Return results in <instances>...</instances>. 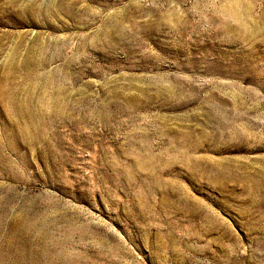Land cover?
Here are the masks:
<instances>
[{"label": "rangeland", "instance_id": "374dc122", "mask_svg": "<svg viewBox=\"0 0 264 264\" xmlns=\"http://www.w3.org/2000/svg\"><path fill=\"white\" fill-rule=\"evenodd\" d=\"M230 1L0 0V264H264V0Z\"/></svg>", "mask_w": 264, "mask_h": 264}, {"label": "bare ground", "instance_id": "6f19581e", "mask_svg": "<svg viewBox=\"0 0 264 264\" xmlns=\"http://www.w3.org/2000/svg\"><path fill=\"white\" fill-rule=\"evenodd\" d=\"M232 1V0H231ZM230 1V2H231ZM238 3H236L235 2V4L233 3L232 5H223L224 6V8L223 9H221V12L227 17V18H230V20L232 19V20H234V21H236V22H238V23H240L241 21V18H242V16L240 15V13H239V10H238V7L236 6ZM243 13V12H242ZM244 14V13H243ZM231 20V21H232ZM243 20V19H242ZM239 25V24H238ZM244 27V26H243ZM245 29V28H244ZM247 32V31H246ZM242 33V32H241ZM245 33V32H244ZM243 35V34H242ZM25 113V112H24ZM146 160V159H145ZM145 160H142V164H145ZM183 160V159H182ZM184 161V160H183ZM186 161V160H185ZM187 162V161H186ZM185 163V162H184ZM187 165V164H186ZM194 167V166H193ZM189 168V167H188ZM191 168V167H190ZM192 169V168H191ZM194 170V169H193ZM214 174V173H213ZM217 174V173H216ZM242 181H243V179H242ZM250 181H251V179H250ZM249 181V182H250ZM251 183V182H250ZM249 183V184H250ZM255 183V182H254ZM257 185V184H256ZM188 202V201H187ZM192 203V202H191ZM190 203V204H191ZM188 204V203H187ZM186 206V205H185ZM191 206V205H190ZM192 207H193V205H192ZM191 207V208H192ZM190 208V209H191Z\"/></svg>", "mask_w": 264, "mask_h": 264}]
</instances>
